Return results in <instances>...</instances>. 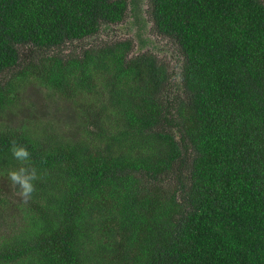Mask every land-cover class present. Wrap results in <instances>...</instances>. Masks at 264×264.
Masks as SVG:
<instances>
[{"label":"trees","instance_id":"obj_1","mask_svg":"<svg viewBox=\"0 0 264 264\" xmlns=\"http://www.w3.org/2000/svg\"><path fill=\"white\" fill-rule=\"evenodd\" d=\"M128 8L0 0V264H264V1L150 0L174 77L131 40L63 52Z\"/></svg>","mask_w":264,"mask_h":264},{"label":"rangeland","instance_id":"obj_2","mask_svg":"<svg viewBox=\"0 0 264 264\" xmlns=\"http://www.w3.org/2000/svg\"><path fill=\"white\" fill-rule=\"evenodd\" d=\"M128 1L129 8L122 22L104 25L100 33L96 36L83 41H76L72 46L66 47L67 50L64 49L63 52L65 51L66 54L71 51L78 53L83 46H96L120 40H131L133 42L131 56L147 51L151 52L160 61L166 63L174 77L182 69L183 58L176 43L172 39L164 37L155 31L153 20L149 14L150 0ZM33 90V88L26 89V94H23L27 99L26 107L31 109L30 112L36 114L41 120L46 121L50 119L55 123L59 121V124L63 126L64 119L67 118V113L70 108L66 107V104L61 100H59L60 104L54 105L53 102L39 98L34 95ZM28 108L22 110V114L19 113L18 117L27 118L29 116L27 113Z\"/></svg>","mask_w":264,"mask_h":264},{"label":"clouds","instance_id":"obj_3","mask_svg":"<svg viewBox=\"0 0 264 264\" xmlns=\"http://www.w3.org/2000/svg\"><path fill=\"white\" fill-rule=\"evenodd\" d=\"M13 155L16 158L23 160L27 159L30 153L24 146L13 145ZM9 176L14 183L20 186L22 189V195L27 199L34 190L33 181L36 179V170L20 168L17 171H11Z\"/></svg>","mask_w":264,"mask_h":264},{"label":"flooded vegetation","instance_id":"obj_4","mask_svg":"<svg viewBox=\"0 0 264 264\" xmlns=\"http://www.w3.org/2000/svg\"><path fill=\"white\" fill-rule=\"evenodd\" d=\"M264 1V0H263ZM154 24V23H153ZM148 52V51H147ZM151 53V52H150Z\"/></svg>","mask_w":264,"mask_h":264}]
</instances>
